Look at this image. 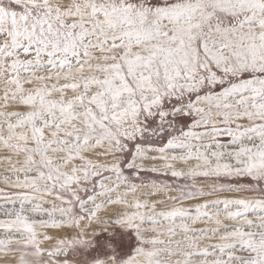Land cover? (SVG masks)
<instances>
[{
    "label": "snow or ice",
    "instance_id": "6c2138e0",
    "mask_svg": "<svg viewBox=\"0 0 264 264\" xmlns=\"http://www.w3.org/2000/svg\"><path fill=\"white\" fill-rule=\"evenodd\" d=\"M0 264H264V0H0Z\"/></svg>",
    "mask_w": 264,
    "mask_h": 264
}]
</instances>
